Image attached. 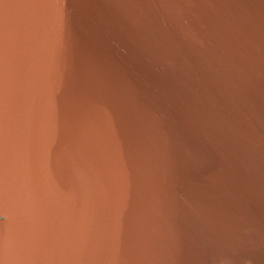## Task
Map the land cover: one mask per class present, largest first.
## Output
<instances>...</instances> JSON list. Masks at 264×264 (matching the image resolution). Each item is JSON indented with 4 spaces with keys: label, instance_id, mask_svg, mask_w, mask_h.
I'll return each mask as SVG.
<instances>
[{
    "label": "clouds",
    "instance_id": "obj_1",
    "mask_svg": "<svg viewBox=\"0 0 264 264\" xmlns=\"http://www.w3.org/2000/svg\"><path fill=\"white\" fill-rule=\"evenodd\" d=\"M0 264H264V0H0Z\"/></svg>",
    "mask_w": 264,
    "mask_h": 264
}]
</instances>
